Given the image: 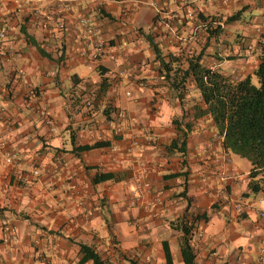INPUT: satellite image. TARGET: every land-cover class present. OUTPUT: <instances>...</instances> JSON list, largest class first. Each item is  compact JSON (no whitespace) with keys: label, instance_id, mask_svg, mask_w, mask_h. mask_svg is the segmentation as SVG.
I'll list each match as a JSON object with an SVG mask.
<instances>
[{"label":"crops","instance_id":"0c3cea01","mask_svg":"<svg viewBox=\"0 0 264 264\" xmlns=\"http://www.w3.org/2000/svg\"><path fill=\"white\" fill-rule=\"evenodd\" d=\"M0 27V264H91L80 242L115 264H166V243L184 264L173 227L184 213L198 264H264V188L249 190L251 163L192 99L182 116L146 37L241 78L264 42V0H8ZM186 125L185 151L170 149Z\"/></svg>","mask_w":264,"mask_h":264},{"label":"trees","instance_id":"16d2710c","mask_svg":"<svg viewBox=\"0 0 264 264\" xmlns=\"http://www.w3.org/2000/svg\"><path fill=\"white\" fill-rule=\"evenodd\" d=\"M228 19H233V15ZM147 39L158 62V75L168 80L169 86L179 98L185 115V102L192 99L194 117L209 115L218 132L223 135L224 147L235 154L247 158L251 163L248 172V188L257 192L264 188V42L252 74L235 78L211 68L201 60V52L183 55L177 51H164L154 38L147 34ZM252 75L257 83L252 81ZM108 85L107 77L102 76L101 88ZM193 88V91L191 90ZM192 91V92H191ZM189 97V98H186ZM178 126L180 122L174 118ZM188 125V124H187ZM171 139L168 147L185 151L187 130ZM106 144V141H95L91 144H78L72 150H85ZM107 175L96 176L95 181L106 179ZM179 229V251L184 264H198L196 252L192 245L194 223L182 214L173 226ZM81 260H91V264H115L103 258L93 245L80 242ZM166 264H173L167 244L164 243Z\"/></svg>","mask_w":264,"mask_h":264},{"label":"built area","instance_id":"2783aa9c","mask_svg":"<svg viewBox=\"0 0 264 264\" xmlns=\"http://www.w3.org/2000/svg\"><path fill=\"white\" fill-rule=\"evenodd\" d=\"M7 1L8 0H0V8H3V6L5 5V3ZM31 1L32 0H14V3H15V6L22 7L25 4H29ZM149 3L152 6H157V4L154 1L149 2ZM176 16H177L176 12H171L170 15H169V19L170 20L174 19ZM79 21L86 26V30H87L88 33H94L95 32V29L93 28V26L91 24L88 23V20H87L86 17H84V16L79 17ZM167 25H168V27H170V24H167ZM4 36H5V29L3 27L2 28L0 27V37H4ZM169 40H173V38L170 37ZM94 43H95V45H94L95 52L94 53H95V55H97V54L101 53V51H102L103 40H102V38L98 37L95 40ZM122 73H125V70H121L120 74H122ZM111 148H112V150H117V149H119V145L114 144V145L111 146ZM14 155H15L14 153L7 154L6 157H5L6 161L10 162V163L13 162ZM37 172H38L37 169L34 170V173H37ZM137 186H138L137 187V194L138 195H142V192H143L142 187H144V189H145V187L146 188L149 187V182L146 181V180L145 181L142 180V182H139ZM236 211L239 212V213L242 212V207H241L240 203L236 204ZM259 213H260L261 216H264V210H259ZM6 222H7V220L5 218H3L2 219V224H5ZM9 230L10 231H9L8 236L4 237L5 240L8 239V238H14L16 236V233H15V230H14V226H9ZM262 245H264V237L262 239ZM261 251L262 252L264 251V247L261 248Z\"/></svg>","mask_w":264,"mask_h":264},{"label":"rangeland","instance_id":"374dc122","mask_svg":"<svg viewBox=\"0 0 264 264\" xmlns=\"http://www.w3.org/2000/svg\"><path fill=\"white\" fill-rule=\"evenodd\" d=\"M252 81L254 82V83H257V78L255 77V76H252ZM239 158H241V161L243 162V163H245V165H249L250 164V161L247 159V158H245V157H239Z\"/></svg>","mask_w":264,"mask_h":264}]
</instances>
